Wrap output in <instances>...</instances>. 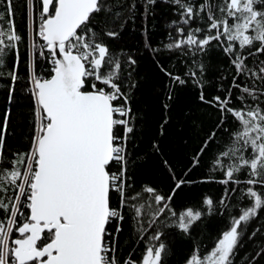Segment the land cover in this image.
Instances as JSON below:
<instances>
[{
  "label": "trees",
  "instance_id": "trees-1",
  "mask_svg": "<svg viewBox=\"0 0 264 264\" xmlns=\"http://www.w3.org/2000/svg\"><path fill=\"white\" fill-rule=\"evenodd\" d=\"M106 3L110 10L94 14L90 27L97 34L96 42L106 45L121 65L119 79L115 82L121 85L128 99L126 104L123 98L114 104L131 109L126 119L128 124L114 128L116 135H125L127 165L124 205L121 206L119 193L111 194L112 206L120 209L124 218L112 220L106 226L111 235L105 239L115 249L110 255L115 256L118 264L128 261L142 264L149 245L158 247L163 243L161 264H190L193 256L203 259L210 254L233 218L252 206L253 201L246 195L248 188L264 192V186L247 183L251 177L246 168L234 173L238 183L231 180L221 183L228 179L225 173L235 160L223 154L244 146L242 141L236 140L242 125L231 115L221 123L222 114L214 100L230 94V106L237 110L247 111L249 106L264 108V80L251 72H237L232 63L233 55L224 51L226 37L212 41L202 50L182 43L195 28L201 29L195 33L198 39L209 35L208 12L200 8L206 3L213 5V13L219 18L221 0H181L180 4L175 0H155L154 3L106 0ZM181 4L191 5L195 15L187 17ZM42 6L41 0H12L9 9L8 0H0V26L7 32L9 25L14 24L15 34L23 37L17 45L16 80L8 74L15 63V49L5 48V67L0 69V130L6 116L8 120L3 149L5 163L0 168H12L11 161L18 159V154L28 153L32 146L38 107L33 95L32 45L46 43L38 36ZM185 19H189L188 24L183 23ZM108 32L116 35L109 36ZM177 43L181 44L179 48L174 46ZM170 44L172 48L168 47ZM255 48L253 45L243 50L247 55L244 63L258 72L264 67L261 63L264 53L256 52ZM249 51L253 54L248 55ZM44 55L46 58H41L36 53L35 71L38 76L50 78L53 64L46 48ZM129 58L136 63L131 64ZM112 70L113 66L101 69L102 73ZM175 77L185 83H179ZM92 82L104 91H111L94 78ZM233 82L240 88L234 87ZM244 87L253 90L258 99L244 93ZM201 93L204 101L200 99ZM240 96L244 97L243 102L237 99ZM127 127H131L132 132L128 133ZM212 133L215 137L210 139ZM250 153L248 149L237 155L250 158ZM110 167L112 172L120 173V165L113 162ZM179 181L184 183L177 187ZM4 187L8 191L0 192V200H14L18 190L7 184ZM146 188L154 189V193L145 191ZM156 194L166 199L171 197L168 208L162 213L159 209L163 203L155 202ZM21 199L27 203L24 197ZM209 199L212 205L206 203ZM137 207L141 209L139 215ZM189 209L199 212L200 218L184 231L178 226L179 217ZM21 211L28 212L23 206ZM6 218V214L0 212V220ZM238 231L242 234L234 249L233 264H264V209L247 225L242 223ZM157 233L160 239L152 240ZM12 238H19V234L13 231Z\"/></svg>",
  "mask_w": 264,
  "mask_h": 264
},
{
  "label": "snow or ice",
  "instance_id": "snow-or-ice-1",
  "mask_svg": "<svg viewBox=\"0 0 264 264\" xmlns=\"http://www.w3.org/2000/svg\"><path fill=\"white\" fill-rule=\"evenodd\" d=\"M148 2L154 3L155 0ZM175 2L180 4L181 0ZM11 4L12 0H8L9 9ZM42 5L38 36L46 43L32 45L33 95L38 105L32 146L28 153L18 154L19 158L11 161L12 168H0V192L8 191L5 184L18 190L14 200H0V212L7 217L0 220V264H118L115 256L110 255L115 249L105 238L111 235L106 226L112 220L122 221L124 218L121 210L112 206L111 194L119 193L121 206L124 205L127 160L125 147L116 143L119 137L114 128L127 125L128 121L115 119L114 114L127 116L131 109L114 106L113 101L123 97L126 104L128 99L121 91V85L115 82L119 79L121 65L106 45L96 42L97 34L90 27L94 14L109 11L110 5L106 0H42ZM181 7L187 17L195 15L191 5L181 4ZM205 9L210 21L209 35L198 39L195 33L201 29L195 28L182 43L202 50L212 41L226 37L224 51L233 55L232 63L237 72H251L264 80V67L258 72L249 69L244 63L247 55L243 54L246 47L251 49L253 45H256V52L264 53V0H221L218 11L222 15L219 18L213 13V5L206 3L200 11ZM183 23L188 24L189 19ZM107 35L115 36L116 33L108 32ZM22 40L21 35L15 34L14 24L9 25L7 32L0 26V69L5 67V48L16 50L13 69L8 73L13 81L17 78L15 72L19 66L17 45ZM174 46L179 48L181 44ZM45 48L52 57L53 75L50 78L38 76L35 71L36 53L46 58ZM57 54L62 59L57 58ZM252 54L249 51L248 55ZM129 61L136 63L131 58ZM109 66L114 70L102 73L101 69ZM192 75L195 76V72ZM92 78L109 86L111 91L98 88ZM175 79L185 83L179 77ZM233 86L240 88L235 82ZM89 88L95 91H89ZM242 91L258 99L253 90L244 87ZM200 99L204 101L203 93ZM237 99L243 102L244 97ZM214 100L222 114L221 123L231 115L242 125L236 140L238 143L242 141L244 146L223 154L229 159L235 157V160L225 173L228 179L221 183L230 180L238 183L234 173L246 168L251 177L247 183L264 186V108L249 106L247 111L237 110L230 106V94ZM7 123L6 116L0 130V165L5 163L3 149ZM127 132H132V128L127 127ZM214 137L215 133L210 134V139ZM248 149L251 150L250 158L237 155ZM113 162L121 166L119 174L112 172L110 165ZM183 183L177 182V187ZM145 191L154 193L152 188ZM246 195L253 201L252 206L233 218L210 254L203 259L193 256L190 264H233L234 249L242 234L238 229L264 209V192L250 187ZM170 200L171 197L166 199L163 195H155V202L163 203L160 213L168 208ZM206 203L212 205L213 202L209 199ZM22 206L27 208V214L21 211ZM140 211L137 207V215ZM199 218V212L189 209L180 215L178 226L187 231L189 225ZM13 231L19 234V238H12ZM151 239L159 240L160 233ZM164 251L163 243L158 247L150 244L142 264H161Z\"/></svg>",
  "mask_w": 264,
  "mask_h": 264
},
{
  "label": "built area",
  "instance_id": "built-area-1",
  "mask_svg": "<svg viewBox=\"0 0 264 264\" xmlns=\"http://www.w3.org/2000/svg\"><path fill=\"white\" fill-rule=\"evenodd\" d=\"M121 98H123V97H121ZM121 98L120 99H118V100H116V101H113V104L115 103V102H117V101H120L121 100ZM114 106H117V107H123V106H120L119 104H114ZM128 108V107H127ZM129 114V113H128ZM127 117H128V115L127 116H119V114H114V118L115 119H127ZM117 126H126V125H117ZM116 126V127H117ZM118 137H119V139L116 141V143L118 144V145H125V142H126V139H125V135L122 137V136H120V135H117ZM125 147V146H124ZM115 163V162H114ZM114 173H116V174H118L117 172H114ZM111 247V246H110Z\"/></svg>",
  "mask_w": 264,
  "mask_h": 264
},
{
  "label": "water",
  "instance_id": "water-1",
  "mask_svg": "<svg viewBox=\"0 0 264 264\" xmlns=\"http://www.w3.org/2000/svg\"><path fill=\"white\" fill-rule=\"evenodd\" d=\"M42 1V0H41ZM54 2H55V0H54ZM57 58H60V59H62V57L61 56H59V54H57Z\"/></svg>",
  "mask_w": 264,
  "mask_h": 264
}]
</instances>
